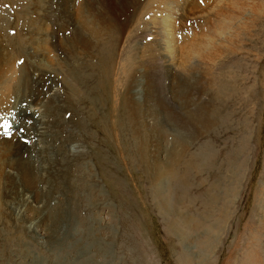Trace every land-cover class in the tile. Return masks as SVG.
Wrapping results in <instances>:
<instances>
[{
  "label": "rangeland",
  "instance_id": "374dc122",
  "mask_svg": "<svg viewBox=\"0 0 264 264\" xmlns=\"http://www.w3.org/2000/svg\"><path fill=\"white\" fill-rule=\"evenodd\" d=\"M0 264H264V0H0Z\"/></svg>",
  "mask_w": 264,
  "mask_h": 264
},
{
  "label": "bare ground",
  "instance_id": "6f19581e",
  "mask_svg": "<svg viewBox=\"0 0 264 264\" xmlns=\"http://www.w3.org/2000/svg\"><path fill=\"white\" fill-rule=\"evenodd\" d=\"M154 2H155V0H154ZM237 2V1H236ZM163 5L166 7V10H167V13H168V16H166L165 18H163L162 19V21H172V20H174V18H173V15H174V13L172 14V12L171 11H174V6H171V7H169L168 6V4L167 3H163ZM236 10H238V12H237V15H236V17L238 18H240V16H239V14L243 11V8H241V7H239L238 8V4L236 3ZM255 22V21H254ZM253 22V23H254ZM220 87H222V86H220ZM228 87V86H227ZM223 91H224V87L223 88H221L220 89V92L221 93H223ZM53 92V90H51V93ZM125 105L126 106H128L129 107V105H130V103L125 99ZM161 104L162 105H164L165 104V100H162L161 101ZM130 108V107H129ZM131 121L129 122L130 123V126H132V129L134 130V133L133 134H135L137 137H141V135L140 134H142L143 135V138H141L140 140H143V142H141L140 144V147L141 148H139V154H140V156L142 157L143 156V153H144V151L147 149V147H148V145H146L147 144V142H148V135H146V132H147V128H146V126L144 125V123L143 122H141L140 120H139V109H137L136 108V111L134 110V109H131ZM130 115V114H129ZM152 121H153V119H151ZM153 124V123H152ZM151 127H153V125H151ZM144 134H145V136H144ZM146 147V148H145ZM148 150V149H147ZM146 155H147V153H146ZM151 157V156H150ZM143 158V157H142ZM157 160V159H156ZM155 161V160H154ZM143 162V161H142ZM176 163V160L175 159H171L170 157H169V159L167 160V162H165V164L167 165V167L163 170L159 165H160V163H158L155 167H154V170L157 172L156 173V180H158V179H161V178H170V179H172V177H174L175 175H174V164ZM154 164V163H153ZM206 164H207V162H206ZM192 170H190V172H191ZM186 173V172H185ZM189 174V173H188ZM180 177V176H179ZM183 178V177H182ZM180 181V180H179ZM175 182H176V180H175ZM182 196V195H181ZM163 199V198H162ZM164 202H165V199H164ZM167 202V201H166ZM176 204V203H175ZM165 207V206H164ZM221 208V207H220ZM177 209V208H176ZM164 210V209H163ZM165 211H167V210H165ZM168 212V211H167ZM218 213H219V211H218ZM224 213V212H223ZM227 213V212H226ZM223 215V214H222ZM186 222H188V221H186Z\"/></svg>",
  "mask_w": 264,
  "mask_h": 264
}]
</instances>
